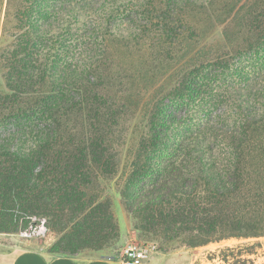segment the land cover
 I'll list each match as a JSON object with an SVG mask.
<instances>
[{"label":"trees","instance_id":"16d2710c","mask_svg":"<svg viewBox=\"0 0 264 264\" xmlns=\"http://www.w3.org/2000/svg\"><path fill=\"white\" fill-rule=\"evenodd\" d=\"M199 17L220 40L202 44ZM138 109L120 190L134 229L188 248L263 238L264 0H0V233L67 220L48 248L67 255L117 237L100 179Z\"/></svg>","mask_w":264,"mask_h":264},{"label":"rangeland","instance_id":"374dc122","mask_svg":"<svg viewBox=\"0 0 264 264\" xmlns=\"http://www.w3.org/2000/svg\"><path fill=\"white\" fill-rule=\"evenodd\" d=\"M200 21V28L206 31L205 41L202 44L211 43L213 44V39H221V29L206 27V23L201 17L198 18ZM202 19V20H201ZM254 60V59H253ZM252 60V61H253ZM251 61V62H252ZM261 78V77H260ZM259 79V78H258ZM262 79V78H261ZM172 77H168L164 81V87L171 84ZM128 113H133V109L127 110ZM196 111V110H195ZM224 108L217 107L212 110V116L222 115ZM122 112V111H121ZM181 116L183 112L179 113ZM194 114V113H193ZM143 112L138 109L132 116L128 115L122 120V124L118 127V130L122 134V139L120 141V146L118 147V169L113 176L100 179V184L102 187L103 195L102 199H106L110 205V211L113 218L118 226L117 237L113 238L108 244L104 245L101 251L109 254L108 258L112 261L117 262L119 256L122 254L123 249L127 246H141L147 245L150 247V252L148 255V260H154L155 264H227L223 261V257L230 255L225 251V248H234L240 244H251L258 242L260 247L256 248L254 254L246 256L251 259L254 264H264V237L259 239H228L219 242H212L205 246L197 248H188L182 246L178 243H163L158 237L150 233L141 232L134 229V221L125 209L121 196L120 190L123 186L124 175L129 170L130 162V151L135 145V141L139 134L143 130ZM187 115L184 114L183 117ZM224 116V115H223ZM31 222L37 221L38 219L45 220L46 234L42 238H23L20 233L27 230L30 224L25 229H21V224H18L17 231L13 234L16 237L23 239L33 240L42 246L49 248L50 245L55 241L56 234L67 228V220H62L58 222L54 227L53 231L50 229V224H48V218L45 216H33ZM86 251H96V250H86ZM100 251V250H97ZM235 253V252H234ZM230 258V257H229ZM161 261V263H159ZM144 263V264H145ZM242 264V263H236Z\"/></svg>","mask_w":264,"mask_h":264},{"label":"crops","instance_id":"0c3cea01","mask_svg":"<svg viewBox=\"0 0 264 264\" xmlns=\"http://www.w3.org/2000/svg\"><path fill=\"white\" fill-rule=\"evenodd\" d=\"M103 251L56 254L33 240L0 233V264H118ZM161 263V261L159 262ZM145 264H155L148 260Z\"/></svg>","mask_w":264,"mask_h":264},{"label":"built area","instance_id":"2783aa9c","mask_svg":"<svg viewBox=\"0 0 264 264\" xmlns=\"http://www.w3.org/2000/svg\"><path fill=\"white\" fill-rule=\"evenodd\" d=\"M45 220L31 222L27 230L20 233L23 238H42L46 234ZM150 247L147 245L127 246L119 256L118 264H144L148 259ZM115 262V261H114Z\"/></svg>","mask_w":264,"mask_h":264}]
</instances>
